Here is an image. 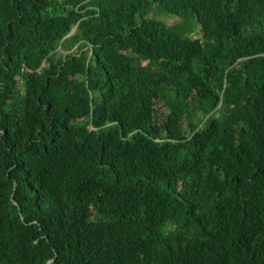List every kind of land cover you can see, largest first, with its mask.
Wrapping results in <instances>:
<instances>
[{
	"label": "trees",
	"instance_id": "1",
	"mask_svg": "<svg viewBox=\"0 0 264 264\" xmlns=\"http://www.w3.org/2000/svg\"><path fill=\"white\" fill-rule=\"evenodd\" d=\"M0 264H264V0H0Z\"/></svg>",
	"mask_w": 264,
	"mask_h": 264
},
{
	"label": "rangeland",
	"instance_id": "2",
	"mask_svg": "<svg viewBox=\"0 0 264 264\" xmlns=\"http://www.w3.org/2000/svg\"><path fill=\"white\" fill-rule=\"evenodd\" d=\"M150 16H155L154 13H151ZM157 17H159L160 19L164 20L166 23H168L169 25H172L174 23H176L177 21L180 20V18L169 15V14H159L157 15ZM202 34H199L197 37H200ZM66 52L59 50L57 53V56H65Z\"/></svg>",
	"mask_w": 264,
	"mask_h": 264
},
{
	"label": "water",
	"instance_id": "3",
	"mask_svg": "<svg viewBox=\"0 0 264 264\" xmlns=\"http://www.w3.org/2000/svg\"><path fill=\"white\" fill-rule=\"evenodd\" d=\"M72 33H73V31H72Z\"/></svg>",
	"mask_w": 264,
	"mask_h": 264
}]
</instances>
